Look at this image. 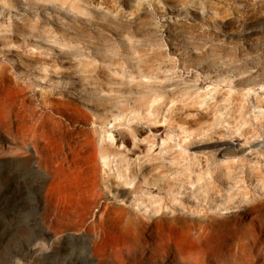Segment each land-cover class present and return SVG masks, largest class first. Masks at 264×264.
Returning <instances> with one entry per match:
<instances>
[{
  "label": "rangeland",
  "instance_id": "obj_1",
  "mask_svg": "<svg viewBox=\"0 0 264 264\" xmlns=\"http://www.w3.org/2000/svg\"><path fill=\"white\" fill-rule=\"evenodd\" d=\"M49 1L0 0V264H100L133 215L231 220L263 199L264 0H61L84 15ZM43 97L63 113L93 98L100 120L73 126L111 155L88 149L87 180L27 172L23 107ZM41 112L57 151L73 126Z\"/></svg>",
  "mask_w": 264,
  "mask_h": 264
},
{
  "label": "bare ground",
  "instance_id": "obj_2",
  "mask_svg": "<svg viewBox=\"0 0 264 264\" xmlns=\"http://www.w3.org/2000/svg\"><path fill=\"white\" fill-rule=\"evenodd\" d=\"M49 2H58L59 7L64 6L65 11L85 14L78 7L75 8L73 3L64 5L65 2L61 0H50ZM88 12H91V10L88 9ZM84 100L87 101L85 105L83 104L87 112L70 109L68 105H65L64 108L67 111L63 113L61 111L64 110L58 108V105L61 106V104H54L55 100L51 99L49 101L45 97L42 98V104L37 105V107L23 105L25 113L23 138L25 137L24 140L31 149V156L33 157L31 158L30 155L25 154L27 169H29L27 172L31 169L30 165H35L38 172L44 169L53 170V173L58 177H56L58 185L64 187L68 178L72 179L74 183L87 180L88 172H90L88 171V149L89 154L94 157L96 152L102 159L111 155L103 147L95 148L91 147V143L88 144V129L82 127L88 125V110L93 112L92 115L95 120H100V116L95 114L97 109L92 105L93 98L89 101L88 99ZM44 108L60 113L72 126L75 123L82 124V126L77 124L76 127L73 126L70 130L66 129L63 139H61V142L63 141L62 145L57 151H47L39 144L44 133H48L42 121H44L43 119L48 120L50 115L41 112ZM3 118L0 119H6L7 125L8 119ZM5 122L3 123L4 128L6 126H4ZM9 132L11 131L9 130ZM49 132L54 134V130H49ZM10 138L11 142L18 138L17 129L11 133ZM14 148L17 152L23 149L15 143ZM31 172L33 171L31 170ZM93 174H96V170L93 171ZM120 174L124 176L123 172H119L118 176ZM131 177L133 181L136 179L137 174L131 171ZM196 189L198 191L203 190L200 186ZM74 194L77 195V192ZM219 205L223 207L222 209H225L223 201L219 202ZM157 213L158 210L154 209L151 214L156 216ZM240 215V218L233 217L231 220L230 217L232 216L227 215L220 218L211 216L206 220L191 219L187 221H181L175 215L167 218H163L162 215L154 218L149 216L142 219L133 215L132 218L126 220L130 232L127 239L123 240L120 248L116 251L113 250L114 252H107L103 257L100 256V264H104L107 259H112L116 264H158L163 259H167L169 264H256L255 261L258 259L255 255L261 259L260 264H264V197L261 200L247 204L241 210ZM61 218L67 219V217ZM91 221V227L95 226L97 221L95 219ZM245 227H254L256 230L253 231V234L248 235L245 232L238 235L236 230H242ZM167 230L182 235V240L174 241L166 234ZM144 232L147 233L146 239H144L145 242L140 241L141 234ZM205 232L207 233L205 234ZM184 240L189 246L183 245Z\"/></svg>",
  "mask_w": 264,
  "mask_h": 264
}]
</instances>
